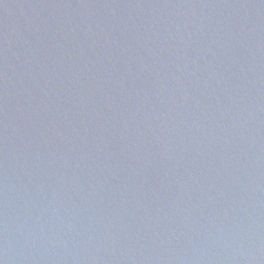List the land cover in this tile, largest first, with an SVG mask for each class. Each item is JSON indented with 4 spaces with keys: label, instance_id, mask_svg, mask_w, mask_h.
Returning <instances> with one entry per match:
<instances>
[{
    "label": "water",
    "instance_id": "1",
    "mask_svg": "<svg viewBox=\"0 0 264 264\" xmlns=\"http://www.w3.org/2000/svg\"><path fill=\"white\" fill-rule=\"evenodd\" d=\"M0 264H264V0H0Z\"/></svg>",
    "mask_w": 264,
    "mask_h": 264
}]
</instances>
